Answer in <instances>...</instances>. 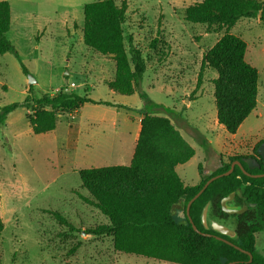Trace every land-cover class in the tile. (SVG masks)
<instances>
[{
    "label": "rangeland",
    "instance_id": "obj_1",
    "mask_svg": "<svg viewBox=\"0 0 264 264\" xmlns=\"http://www.w3.org/2000/svg\"><path fill=\"white\" fill-rule=\"evenodd\" d=\"M6 1L12 7L7 38L18 54L0 55V111L22 103L32 91L53 96L66 87L127 108L88 103L76 112H59L56 129L42 135L33 133L27 104L8 115L0 127V215L5 223L0 264H172L118 252L111 236L89 233L109 220L81 199L89 193L79 171L130 165L134 129L144 108L137 93L121 95L109 88L115 59L83 41L85 5L100 0ZM114 1L127 8V53L134 46L147 63L143 90L169 108L159 115L170 118L195 150L177 167L184 183L198 184L200 172L209 177L236 157L249 158L254 167L251 158L259 162L264 141V22L243 18L229 30L246 41V61L259 72L257 107L231 135L217 121L213 81L218 73L203 65L205 52L226 29L185 21L186 8L202 0ZM30 80L36 83L30 86ZM256 249L264 253V231L256 236Z\"/></svg>",
    "mask_w": 264,
    "mask_h": 264
},
{
    "label": "trees",
    "instance_id": "obj_2",
    "mask_svg": "<svg viewBox=\"0 0 264 264\" xmlns=\"http://www.w3.org/2000/svg\"><path fill=\"white\" fill-rule=\"evenodd\" d=\"M126 10L125 5L119 7L114 0H100L84 8L85 45L115 59V78L108 83L109 88L121 95L137 93L144 103L141 131L131 164L79 171L82 187L89 193V197L80 196L81 199L109 220V224L89 233L111 236L118 252L172 264H264V256L255 247L256 233L264 231V176L248 177L236 166L230 175L218 178L204 190L192 203L189 214L199 231L213 233L201 224L202 209L211 202L212 213L223 214L222 199L240 191V198L257 205L236 215L239 240L235 244L252 254L251 262L247 253L214 236L200 234L190 223L188 203L210 178L229 171L232 160L209 177L200 172L201 181L197 185H185L180 178L176 168L190 161L195 150L170 118L159 115L163 111L169 113V108L151 100L142 88L147 63L138 48L131 46L129 54L126 51ZM243 18H259L264 22V0H202L185 10V21L189 23L226 29L225 35L205 52L203 65L218 73L213 81L217 121L231 135L237 133L258 104L259 72L246 61V41L229 33ZM10 29L11 6L3 0L0 1V55L18 54L7 38ZM25 72L28 71L25 69ZM88 103L127 108L96 102L87 92L79 95L67 87L53 96H39L32 91L22 103L1 109L0 127L5 125L10 113L27 104L33 111L29 119L33 133H50L56 129L59 112H76ZM148 108L152 111H147ZM252 172L264 174V158L260 169ZM51 213L60 222L67 223L57 212ZM4 228L0 215V234Z\"/></svg>",
    "mask_w": 264,
    "mask_h": 264
},
{
    "label": "water",
    "instance_id": "obj_3",
    "mask_svg": "<svg viewBox=\"0 0 264 264\" xmlns=\"http://www.w3.org/2000/svg\"><path fill=\"white\" fill-rule=\"evenodd\" d=\"M35 83H36L35 80H30L29 81V85L30 86H33V84H35ZM261 154H262V156L264 158V150H262ZM236 165L241 168V170L244 172V174L250 176L249 173H247V171L245 170L244 166L242 165V163L240 161H236V162L232 163L229 171L210 178L206 182L204 187L200 190V192L188 203V205H187V214H188V216L190 214V208H191L192 203L204 192V190L213 181L217 180L218 178H220L222 176L230 175L234 171ZM262 176H264V175H254L253 177H262ZM238 192L240 194V191H238ZM235 196H236V192H232L227 197L222 199L221 207H222V211L223 212H225V213H227L229 215H240V214H243L248 209V205H236L235 204ZM182 201L185 202V198H182ZM249 205L251 207H254L256 204L250 203ZM211 213H212V203L208 202L204 206V208L202 209V212H201V215H200L201 224L203 225L204 229L205 230H213L216 233L227 237V239H226V238H223V237H220V236H214L218 240L233 246L234 248L240 250L241 252L247 253L250 256V262H251L252 254L250 252L242 249L239 245H237V244H235L233 242V241H238L239 240V236H238V233H237V222H236V220L231 219L228 222H226L227 223L226 224V223L220 222V221H218L216 219H213L211 217ZM189 220H190V223L192 224L193 228L197 232H199L200 234H203L205 236H213L211 234L203 233V232L199 231L190 216H189ZM230 264H236V262H232Z\"/></svg>",
    "mask_w": 264,
    "mask_h": 264
},
{
    "label": "flooded vegetation",
    "instance_id": "obj_4",
    "mask_svg": "<svg viewBox=\"0 0 264 264\" xmlns=\"http://www.w3.org/2000/svg\"><path fill=\"white\" fill-rule=\"evenodd\" d=\"M261 145H263V150H264V144H261ZM248 159L249 158H246V157H240V160H233L232 161V163H234V162H236V161H240L241 163H242V165L243 164H245L246 166H247V168H245V166H244V168H245V170L247 171V173H249V175L250 176H248V175H246V176H248V177H253L254 175H264V174H253V170L254 169H260V162H261V160L263 159V156L262 155H260V160H259V162H258V160H255L254 158H251V159H253L254 160V162H256V165L254 166V167H252L250 164H249V162H248ZM237 166V165H236ZM235 166V167H236ZM256 178V177H255ZM235 204L236 205H248V209L245 211V212H247L249 209H255V208H257V205H255L254 207H251L249 204V202H247V200L245 199V198H240V194H239V192L237 191L236 192V196H235ZM221 209H222V207H221ZM244 212V213H245ZM243 213V214H244ZM240 215H242V214H240ZM211 217L213 218V219H216V220H218V221H220V222H223V223H226V222H228L229 220H231V219H234V220H236V215H229V214H227V213H225V212H223V214H220V213H217V214H214V213H211ZM237 222V221H236ZM227 224V223H226ZM207 232H213V233H208V234H211V235H213V236H220V237H223V238H226L227 239V237H225V236H223V235H220V234H218V233H216L215 231H213V230H206ZM234 243L236 242V241H233ZM238 242V241H237Z\"/></svg>",
    "mask_w": 264,
    "mask_h": 264
},
{
    "label": "crops",
    "instance_id": "obj_5",
    "mask_svg": "<svg viewBox=\"0 0 264 264\" xmlns=\"http://www.w3.org/2000/svg\"><path fill=\"white\" fill-rule=\"evenodd\" d=\"M10 3V2H9ZM10 6H11V4H10ZM260 20V19H259ZM238 23V22H237ZM236 23V24H237ZM11 25H12V7H11ZM11 30V29H10ZM111 81H113V80H111ZM110 81V82H111ZM134 94H136V93H134ZM133 95V94H132ZM142 118H143V116H141V117H139V119H138V121H137V125H136V127H135V133H134V136H133V141H134V143L135 144H137V141H138V138H139V135H140V131H141V121H142ZM136 147V146H135ZM135 151V150H134ZM180 166V165H179ZM176 171H177V168H176ZM178 173V172H177ZM179 175V174H178ZM181 178V177H180ZM182 179V178H181ZM184 182V181H183ZM186 185V184H185ZM194 185H197V184H194ZM194 185H188V186H194ZM257 234L258 233H256V236H257ZM255 247H256V244H255ZM256 251H257V249H256ZM258 252V251H257ZM259 253V252H258ZM261 255H263L264 256V253H260Z\"/></svg>",
    "mask_w": 264,
    "mask_h": 264
},
{
    "label": "built area",
    "instance_id": "obj_6",
    "mask_svg": "<svg viewBox=\"0 0 264 264\" xmlns=\"http://www.w3.org/2000/svg\"><path fill=\"white\" fill-rule=\"evenodd\" d=\"M72 86L76 88V85L75 84H72Z\"/></svg>",
    "mask_w": 264,
    "mask_h": 264
}]
</instances>
